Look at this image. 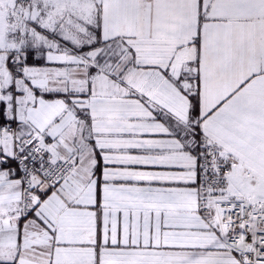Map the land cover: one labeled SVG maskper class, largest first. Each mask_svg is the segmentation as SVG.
<instances>
[{
    "label": "snow or ice",
    "instance_id": "obj_1",
    "mask_svg": "<svg viewBox=\"0 0 264 264\" xmlns=\"http://www.w3.org/2000/svg\"><path fill=\"white\" fill-rule=\"evenodd\" d=\"M0 264H264V0H0Z\"/></svg>",
    "mask_w": 264,
    "mask_h": 264
}]
</instances>
